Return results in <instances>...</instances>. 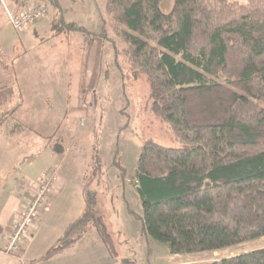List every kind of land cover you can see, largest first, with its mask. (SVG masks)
Returning <instances> with one entry per match:
<instances>
[{
    "label": "trees",
    "instance_id": "16d2710c",
    "mask_svg": "<svg viewBox=\"0 0 264 264\" xmlns=\"http://www.w3.org/2000/svg\"><path fill=\"white\" fill-rule=\"evenodd\" d=\"M161 1L105 4L107 16L124 28L116 32L127 45L121 54L130 71L148 78L147 107L180 144L144 143L134 181L143 214L130 213L173 256L264 238V0H174L168 14ZM11 2L13 14L30 3ZM51 3L62 14L58 0ZM21 105L14 86L0 77V129ZM84 195V214L40 261L93 228L109 258L122 264L95 192L86 186ZM203 264H264V248Z\"/></svg>",
    "mask_w": 264,
    "mask_h": 264
},
{
    "label": "rangeland",
    "instance_id": "374dc122",
    "mask_svg": "<svg viewBox=\"0 0 264 264\" xmlns=\"http://www.w3.org/2000/svg\"><path fill=\"white\" fill-rule=\"evenodd\" d=\"M29 2L23 10L44 2L48 13L28 31L18 32L7 14L13 11V3L0 0V74H7L22 104L14 120L16 124L29 120L34 128L37 138L28 152L35 158L45 145L67 153L66 164L74 180L86 181L88 190L95 192V206L115 239L119 263L203 264L264 248L261 238L224 251L173 256L167 244L142 233L141 222L130 213L143 214L134 186L142 147L148 140L170 148L180 144L167 124L147 107V76L131 72L121 54L127 45L116 29L124 28L107 16L106 0H58L62 14L51 0ZM173 5L174 0H162V12L170 13ZM72 23L90 34L65 25ZM14 120L9 126V150H19L12 141L21 128ZM116 162L125 174L121 175ZM3 182L4 189L21 185ZM83 199L82 194L77 196L75 186L66 191L46 221L44 239L35 244L38 256L53 246L70 223L82 217ZM83 237L86 246L98 240L93 228ZM85 263L116 264L104 246L85 254Z\"/></svg>",
    "mask_w": 264,
    "mask_h": 264
},
{
    "label": "crops",
    "instance_id": "0c3cea01",
    "mask_svg": "<svg viewBox=\"0 0 264 264\" xmlns=\"http://www.w3.org/2000/svg\"><path fill=\"white\" fill-rule=\"evenodd\" d=\"M5 68L7 69V67ZM0 77L6 79L9 83L7 74H0ZM14 119L15 116L12 120ZM10 121L11 120L5 122L0 129V264H86L85 254L92 252V249L97 246H102L99 238L95 241L94 245L86 246L83 245L84 237H82L72 246L61 251L57 255L47 260L40 261L46 253L38 256L34 248L36 247L35 244L42 241L46 235L43 233L46 221L56 211V207L71 186L76 187L77 196L78 194L83 195L84 204L86 206L84 195L86 181L74 180V173L69 170L66 164L67 153L62 154V151L61 154H57L47 145L43 146V150L38 152L36 158L33 153L28 152L35 138H37L34 128L29 124V120H27L26 124H20L21 122L16 124L17 121L14 120L15 124L19 125V128H21V131H19L21 134L19 133L20 135L12 141L13 144L16 143L15 145L18 146L19 150H9L11 146V137L8 136V133L12 132L9 126L13 124ZM49 151L57 158L54 159L51 157L48 153ZM54 166H58V178L55 184V191L50 197L48 205L37 220L31 237L21 245L17 253H7L6 247L8 238L14 229L18 211L25 207L32 198L35 185L40 176ZM3 181H10L11 184L13 181H17L21 185H17V187L10 189H4L2 186L4 183ZM76 211H78V209Z\"/></svg>",
    "mask_w": 264,
    "mask_h": 264
},
{
    "label": "built area",
    "instance_id": "2783aa9c",
    "mask_svg": "<svg viewBox=\"0 0 264 264\" xmlns=\"http://www.w3.org/2000/svg\"><path fill=\"white\" fill-rule=\"evenodd\" d=\"M47 13L48 6L44 2L33 4L17 14L7 12L12 26L18 32L28 31L31 26L44 18ZM57 171L58 166H54L40 176L35 185L32 198L25 207L18 211L14 229L8 238L7 253H17L21 245L31 237L37 220L55 191V184L58 178Z\"/></svg>",
    "mask_w": 264,
    "mask_h": 264
}]
</instances>
